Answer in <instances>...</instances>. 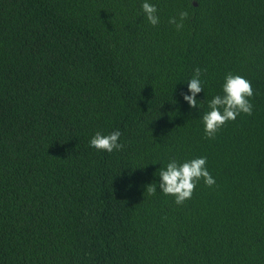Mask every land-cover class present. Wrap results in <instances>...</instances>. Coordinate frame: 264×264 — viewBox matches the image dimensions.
I'll return each instance as SVG.
<instances>
[{
	"label": "trees",
	"instance_id": "obj_1",
	"mask_svg": "<svg viewBox=\"0 0 264 264\" xmlns=\"http://www.w3.org/2000/svg\"><path fill=\"white\" fill-rule=\"evenodd\" d=\"M144 2L0 0V264H264V0ZM229 73L253 114L206 139ZM199 157L216 184L177 205L159 172Z\"/></svg>",
	"mask_w": 264,
	"mask_h": 264
},
{
	"label": "clouds",
	"instance_id": "obj_2",
	"mask_svg": "<svg viewBox=\"0 0 264 264\" xmlns=\"http://www.w3.org/2000/svg\"><path fill=\"white\" fill-rule=\"evenodd\" d=\"M142 11L152 26L159 24L157 15V7L145 0L141 5ZM188 17L186 11L179 13V20L171 17L169 23L174 24L177 30L183 28V21ZM206 71L199 67L195 68L193 77L188 82L189 94H184L183 99L191 108H197V94L203 91L202 81L200 79L202 73ZM223 95H216L209 103L210 111L202 116L204 124V132L206 139H215L217 132L228 121H234L241 113L251 116L253 114V104L250 98L254 96V91L250 81L240 75L229 73L225 77L222 86ZM121 132L114 131L108 135L97 132L90 140V146L96 150H103L109 153L114 150H122L124 145L119 142ZM207 158L199 157L190 161L178 164L176 160H172L167 164L166 169L159 172L160 183L159 188L165 195H171L175 198L177 205H183L187 200L192 198L194 189L200 180L204 181L207 187L216 184V180L208 171ZM149 195H155L157 188L153 184L146 187Z\"/></svg>",
	"mask_w": 264,
	"mask_h": 264
}]
</instances>
